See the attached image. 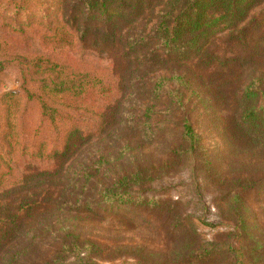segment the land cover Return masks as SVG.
I'll use <instances>...</instances> for the list:
<instances>
[{
    "label": "rangeland",
    "instance_id": "obj_1",
    "mask_svg": "<svg viewBox=\"0 0 264 264\" xmlns=\"http://www.w3.org/2000/svg\"><path fill=\"white\" fill-rule=\"evenodd\" d=\"M185 1L148 0L122 36ZM26 5L0 1V264H264V125L241 101L260 86L264 119V0L245 40L182 61L108 43L83 0Z\"/></svg>",
    "mask_w": 264,
    "mask_h": 264
},
{
    "label": "trees",
    "instance_id": "obj_2",
    "mask_svg": "<svg viewBox=\"0 0 264 264\" xmlns=\"http://www.w3.org/2000/svg\"><path fill=\"white\" fill-rule=\"evenodd\" d=\"M1 1V0H0ZM9 6L13 5L17 9V13L28 9L26 0H2ZM152 0H149L151 2ZM253 0H186L182 6L173 7L164 12L161 17L157 18L154 26L149 30H132V33H126L122 36L123 24L132 20L136 13H141L145 8L144 3L148 0H83V5L87 9V14L91 16L95 23L94 28H102V37L104 40L113 42L116 39H121L125 44L123 46L129 51L131 56L138 57L139 51L147 46L155 45L151 54L155 53L158 60L160 57L169 60H207V56L212 53L208 52V47L215 42L219 36L225 32H233L234 41H243L247 38L250 32L252 21L249 18V12L252 8ZM10 10V7L9 9ZM173 10V11H171ZM19 23L13 21L12 26H19ZM257 26L264 28V20L258 21ZM14 28V27H13ZM86 32L81 35L85 36ZM121 44V42H120ZM261 50V49H260ZM259 48L256 49L258 55ZM260 52V51H259ZM250 54L251 56H255ZM237 60V56H234ZM41 69V68H40ZM50 67H48V71ZM51 83H54L53 75H51ZM172 79H176L181 84H188V80L184 75L175 73ZM162 78V77H161ZM159 79V82L164 78ZM263 76L254 78L253 81H261ZM156 82L155 88L159 84ZM53 90V88L51 89ZM58 94L57 89L53 90ZM263 90L260 86L255 87L254 84H248L242 90L241 101L245 104L243 110L244 121H251L252 125H264L262 119L256 112L255 104L252 103L258 93ZM252 103V104H251ZM185 135L192 146L195 144V137L189 122H185ZM198 142V141H197ZM119 183L124 185V182ZM119 188L106 190L108 195L117 199L123 200L127 195L124 191H118ZM129 196V195H128ZM68 248L80 250L78 243L71 241Z\"/></svg>",
    "mask_w": 264,
    "mask_h": 264
}]
</instances>
